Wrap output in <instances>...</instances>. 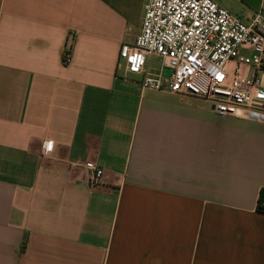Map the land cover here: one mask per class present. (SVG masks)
Segmentation results:
<instances>
[{
	"label": "crops",
	"instance_id": "1",
	"mask_svg": "<svg viewBox=\"0 0 264 264\" xmlns=\"http://www.w3.org/2000/svg\"><path fill=\"white\" fill-rule=\"evenodd\" d=\"M143 1L0 0V264H264V121L121 67Z\"/></svg>",
	"mask_w": 264,
	"mask_h": 264
},
{
	"label": "built area",
	"instance_id": "2",
	"mask_svg": "<svg viewBox=\"0 0 264 264\" xmlns=\"http://www.w3.org/2000/svg\"><path fill=\"white\" fill-rule=\"evenodd\" d=\"M70 60L66 49L63 62ZM119 65L143 88L200 97L219 114L264 121V8L245 18L216 0H144L140 31L121 44ZM85 166L89 184H99L104 169Z\"/></svg>",
	"mask_w": 264,
	"mask_h": 264
},
{
	"label": "trees",
	"instance_id": "3",
	"mask_svg": "<svg viewBox=\"0 0 264 264\" xmlns=\"http://www.w3.org/2000/svg\"><path fill=\"white\" fill-rule=\"evenodd\" d=\"M257 209L260 211H264V189L260 191L257 202Z\"/></svg>",
	"mask_w": 264,
	"mask_h": 264
},
{
	"label": "rangeland",
	"instance_id": "4",
	"mask_svg": "<svg viewBox=\"0 0 264 264\" xmlns=\"http://www.w3.org/2000/svg\"><path fill=\"white\" fill-rule=\"evenodd\" d=\"M216 1L219 2L221 5L228 7L226 4L227 0H216ZM154 61H156V60H154Z\"/></svg>",
	"mask_w": 264,
	"mask_h": 264
}]
</instances>
